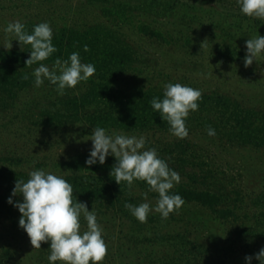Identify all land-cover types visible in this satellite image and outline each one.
Wrapping results in <instances>:
<instances>
[{
	"label": "rangeland",
	"instance_id": "obj_1",
	"mask_svg": "<svg viewBox=\"0 0 264 264\" xmlns=\"http://www.w3.org/2000/svg\"><path fill=\"white\" fill-rule=\"evenodd\" d=\"M117 1L0 0V62L6 60L8 62L5 63L16 66L18 60L23 57L15 53L26 55L30 50L15 40L11 42V49L7 48V42L15 37L6 33L4 28L12 21L20 20L29 33L35 25L47 22L57 39L63 33L68 37L65 31L67 29H74L77 35L80 34L77 31L86 30L89 39H96L99 31L103 29L104 37L114 32L115 36L120 35L121 40L124 39L126 43L137 47L140 55L138 62L131 63L130 68H127L128 72L125 69L127 73L120 72L121 74L115 77L112 86L114 84L118 90L128 91L137 86L148 88L154 86L158 89L160 86L161 93H164V86L169 82L190 84L191 87L199 88L202 94H209L210 99L219 96L220 102L238 100L247 106L264 108V59H257L252 65L245 67L244 62H221L212 52V45L216 39H226L225 36L227 42L246 49L247 39L257 33L264 36V19L248 17L242 14L240 9H232L218 0L213 2L180 0L179 5L171 8L168 14L145 15L142 18L151 23L152 27L176 39L175 44L163 46L159 45L157 40L146 39L136 34L130 25L121 24L119 18H115L114 15L121 11L114 7ZM121 1L125 3L134 1L137 4L141 2ZM63 38L60 37V40ZM183 39L190 40L194 47L185 48ZM105 42L104 47L98 43L96 48L87 51L92 54L83 55L84 49H79L81 45L78 48L74 46L73 50L80 53L83 63H92L99 67L101 58L106 57L111 50V38L107 37ZM68 56L63 47L43 63L51 67L57 57L63 60ZM36 67L38 64L29 67L31 73ZM99 78L95 72L86 81L80 82L74 88L66 89L63 95H59L56 86L47 80L40 87L33 83L20 91H15V88L11 89L9 85L0 81L1 191L10 196L16 179L26 181L30 171L44 169L66 179L73 186L75 200L81 180L100 178H95L98 176L95 173L91 175L72 173L62 168L61 163L77 156H89L92 142L88 139L92 129L97 125L104 127L109 133L116 131L128 135H143L146 143H150L158 136L163 139H171L174 136L170 131L155 133L153 130L146 131L143 127L131 129L120 127L117 123L108 125L84 120L82 115L84 109L80 106L83 99L89 104L87 106L89 114H93L92 111L95 110L101 114L100 109L104 110V107L106 109L104 102L113 95L112 92H104L105 86L101 87L100 91L96 89L101 85ZM86 89L91 92L84 94ZM159 97L162 99L161 95ZM119 99L125 102L126 93L119 95ZM218 109L217 107L214 111ZM112 110V113L119 112L118 107ZM210 112L201 108L191 112L195 115L194 118L186 120V125L191 127L186 138L199 146L197 152L201 160L208 164L213 173L219 172L217 178L222 179L227 187L232 189L231 198L238 205L237 209L234 208L238 218L220 219L213 211L199 204L185 202L178 211L170 213L167 219L152 211L146 222H140L132 215L129 217L119 214L104 215L102 211L99 212L85 202L89 211L91 209L96 211L97 221L103 227V237L108 247L103 264H135L137 258L144 252L156 250V247H142L143 238L158 233L178 232L186 234L188 239L208 248L223 261V264H245L246 255L253 256L252 264H259L255 254L263 247L264 237L255 240L251 239V236L254 234L258 236L259 233L263 234L261 237L264 236V144L234 147L228 143L229 136L217 133V130L216 135L209 136L207 120L213 117ZM135 115L143 116L140 111ZM255 134L264 136L262 131H256ZM189 169L178 172L181 176L180 183L188 182V174H191ZM103 179L110 181L113 178L103 176ZM200 183L195 185L201 188ZM123 187L139 197V204L145 202L144 193L147 192V201L155 207L157 195L149 191L147 184H142L141 187H128L126 183ZM13 198L22 201L19 195ZM77 201L84 202L82 199ZM80 222L81 231L86 230V221L83 217ZM248 227L254 231H248ZM256 243L260 244L257 248L254 247ZM0 244L14 251L12 261L7 264H49V254L43 253L41 247L40 249L32 247L18 222L13 224L11 220L1 216ZM55 264L61 262L57 261Z\"/></svg>",
	"mask_w": 264,
	"mask_h": 264
},
{
	"label": "trees",
	"instance_id": "obj_2",
	"mask_svg": "<svg viewBox=\"0 0 264 264\" xmlns=\"http://www.w3.org/2000/svg\"><path fill=\"white\" fill-rule=\"evenodd\" d=\"M139 1L141 2L137 4L136 2L134 3V1L125 3L118 0L114 7L121 11L119 13L120 15L114 13L115 18H119L121 24L130 25L129 27H131L136 34L146 39L157 40L159 45L166 46L175 44L176 39L171 35H165L163 31L152 27L151 23L146 22L142 18L145 15L163 16L168 14L169 11L172 10L171 8L179 5L180 0ZM168 1H171V3L169 4ZM208 1L213 2L214 0ZM218 2L225 3V5L232 9H240L236 0H218ZM189 20H191V18H189ZM60 30L61 29H59V31ZM65 31L68 33V37H65V33L61 34L60 37L61 39L64 37L63 40H60V37L57 39L53 33V43L54 45L57 44L56 47L58 49L64 47L68 55L74 51V46L78 48V46L81 45L82 47H79V49H84V46L87 45L88 49H92L93 47L96 48V44L99 43V45L104 47L107 37L111 38L112 42L110 52L106 54V57L101 58L100 65L96 67L95 72L98 73L99 79L101 80V85H98L96 89L100 91L105 86L106 89L104 92H112L113 95L104 102L106 109L105 107L104 110L100 109L102 110L101 114L96 113V110L92 111L93 114H89L87 108L89 104L85 103L86 100L84 101L83 99L80 106L84 109L82 113L84 120H90V122L98 121L102 124L107 123L108 125L117 123L120 127L131 129L143 127L146 131L153 130L155 133L170 131V125L160 118L158 112L153 111L150 104L154 96L159 97V95H161L163 98L160 86H158V89H155L154 86L152 88L137 86L128 91L123 89L118 90L115 88L114 84L112 86L117 75L126 72L125 69L130 68L131 63L138 62L137 60L140 55L137 47L126 43L124 39L121 40L120 35L115 36L114 32L104 37V35H102L103 29L99 31L100 34H97L100 38L97 36L96 39H89L87 33H85L86 30H81L82 32L77 31L81 35H77L74 29H67ZM225 37L227 39V36ZM226 39H216L212 45V52L216 55L215 57L221 62L243 63L246 49L233 45L227 42ZM182 41L186 44L184 46L185 48L190 49L194 47L190 40L187 41L183 39ZM26 46L30 48V46ZM85 53L92 54V52H84L83 50L82 54L84 55ZM15 55L23 57V59L20 58L21 60H18L17 67L5 63L8 62L6 60H3V63L0 62V81L1 83L9 85V88H15V91H20L33 85L34 77L29 69L30 66L25 65L29 53H26L28 56L19 53H15ZM128 71L127 69V72ZM25 74H28V79H24ZM186 85L190 86V84ZM89 92H91V90L86 89L84 94H88ZM124 93H126L125 102H123L124 100L119 101V95L121 96ZM210 98L209 94L203 93L202 98L198 102L199 109L201 108L204 111L208 109L211 111L210 113L213 117L207 120L209 123L208 125L217 130V133L221 132L229 136L228 143L232 144L234 147L239 145L260 146L264 144V136L255 134L256 131H262L264 133V108L259 106H247L238 100H223L220 102L219 99L221 98L219 96L212 97L213 99ZM114 107H118L119 112L124 108H126V110H123L124 112L122 111L121 113L118 111L112 113L111 111H113L112 109H114ZM217 107L219 109L214 111ZM138 111L143 114L142 117L135 115ZM194 115L195 114L190 112L186 120H190L189 118L191 117L194 118ZM45 121L47 122V120ZM186 126L188 129L191 128L189 125ZM145 146L146 148H156L158 155L175 171L179 172L186 168L191 169V174H188V182L176 185L171 190L172 192L180 194L185 202L196 203L213 211L220 219L232 218L236 220L238 218L235 210L238 208V205L236 201L231 198L232 189L228 188L222 179H218L219 177L217 178V173L219 172L213 173L209 169L208 164L201 160V156L197 152L199 146L195 145L190 139H180L175 136L171 139H163L158 136L150 143L147 142ZM87 158V155H82L61 163L62 168L72 173H81L82 175H91L95 173L98 175L95 178H100H85L86 180H81L77 188V200L82 199V201L89 203L92 208H96L99 212L102 211L104 215L119 214L129 217L131 213L124 205L126 202L138 205L139 197L124 189L123 186L126 182L121 181L120 185H118L114 180L115 177L110 175L112 167L115 164V158L108 156L103 165L97 163L91 166L86 165L85 161ZM103 176H111L113 179L109 181V179H103ZM186 177L188 176L186 175ZM199 182H201V188L195 185L197 183L199 184ZM142 184L145 185L146 182L134 180L132 186L141 187ZM153 195L156 196L157 194L154 193ZM8 198L9 195L0 190V216L6 220H11V222L15 224L19 221L20 213L18 209L7 203ZM16 201L17 200L13 198V202L15 203ZM242 230H244V228H242ZM247 230L254 231L251 227H248ZM261 235L263 234L259 233L258 236L254 234L251 236V239L257 240L263 238L264 236L261 237ZM142 241V247H156V250L144 252L141 257L139 256V258H137L135 264H223V261L209 251L208 248L196 243L192 239H188L186 234L181 232L174 234L158 233L143 238L141 242ZM258 245L260 244L256 243L254 247L257 248ZM165 247H167V249ZM48 248L49 243H41V251L43 253L50 254V249ZM13 256V250L0 244V264H7L12 261Z\"/></svg>",
	"mask_w": 264,
	"mask_h": 264
},
{
	"label": "clouds",
	"instance_id": "obj_3",
	"mask_svg": "<svg viewBox=\"0 0 264 264\" xmlns=\"http://www.w3.org/2000/svg\"><path fill=\"white\" fill-rule=\"evenodd\" d=\"M236 2L242 14L264 19V0ZM25 28L20 20L7 24L4 31L15 37L7 42V48L11 49L14 40L30 46L25 65L38 64L32 72L36 87L47 80L56 86L59 95H63L66 89L74 88L94 75L95 65L83 63L77 51L67 59L57 57L51 67L43 63L58 51L53 44L52 27L42 22L35 25L31 33ZM245 48V67L257 59H264V36L257 33L247 39ZM88 50L85 45L84 51ZM28 78V74H25L24 79ZM164 89L162 99L156 96L151 99V107L170 125V132L175 137L186 138L189 134L186 119L190 112L199 109L202 91L172 82L167 83ZM207 134L216 135L215 129L209 126ZM88 140H91L92 146L86 165H103L108 156H113L115 164L110 175L115 177L118 185L123 181L132 187L134 180H141L146 182L149 191L157 193L155 207L147 201V192L144 193L145 202L138 205L125 203V208L140 222H146L152 211L167 219L170 213L178 211L185 203L180 194L171 191L181 182L180 174L169 167L156 148H145L146 138L143 135L116 131L109 133L104 127L96 126ZM17 195L22 197V201L14 203L13 197ZM7 203L18 209V225L27 234L32 247L40 249L42 242L49 243V264L57 261L61 264H102L108 247L103 237V227L97 221V213L93 209L89 211L85 202L74 200L73 186L62 176L44 169L32 170L26 181L16 179ZM81 217L86 221L84 231H81ZM255 259L259 264H264V247L255 254ZM244 260L245 264H252L253 256L246 255Z\"/></svg>",
	"mask_w": 264,
	"mask_h": 264
}]
</instances>
